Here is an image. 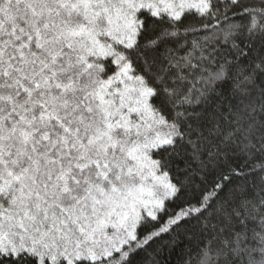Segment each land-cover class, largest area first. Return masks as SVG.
I'll return each instance as SVG.
<instances>
[{
	"label": "snow or ice",
	"instance_id": "obj_1",
	"mask_svg": "<svg viewBox=\"0 0 264 264\" xmlns=\"http://www.w3.org/2000/svg\"><path fill=\"white\" fill-rule=\"evenodd\" d=\"M0 264H264V0H0Z\"/></svg>",
	"mask_w": 264,
	"mask_h": 264
}]
</instances>
